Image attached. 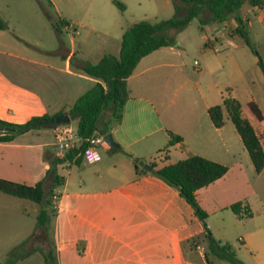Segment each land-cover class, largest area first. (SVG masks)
Here are the masks:
<instances>
[{"label": "rangeland", "instance_id": "obj_1", "mask_svg": "<svg viewBox=\"0 0 264 264\" xmlns=\"http://www.w3.org/2000/svg\"><path fill=\"white\" fill-rule=\"evenodd\" d=\"M116 1L123 5V9L115 5L113 0H0V16L6 22L7 30L11 31L8 32L9 35L21 45L28 44L26 46L28 49L58 50L61 49L59 36L53 27L54 20H49L47 13L54 17L58 15L68 21L71 25L69 29L71 31L77 29L84 38L86 33L79 27L82 24H94L97 28L114 31L116 28L113 24L116 22L127 28L140 21L159 22L171 19L175 15L173 0ZM49 3L53 7H50ZM251 8L252 6L246 1L241 7L240 14L246 18L245 25L250 42L264 62V5L259 7L263 10L261 17ZM212 28V25H209L201 30L199 20L194 18L182 32L175 34L169 32L175 37L173 49L177 54L170 56L161 52L158 56H162L163 59L157 63H168L172 66L157 68L136 80L156 104L160 121L167 128L164 132H155L148 140L131 146L130 150L134 152V157L127 155L122 149L112 150L102 136L98 147L100 160L102 156L108 155L107 151L114 152L113 156H107L105 160L111 168L105 171L104 179L96 178L94 176L96 166L89 164L73 165L70 168L64 167L63 171L59 170L58 175L68 181L67 195L63 194L57 202L50 197L51 206L46 207L50 215L49 238L57 264H173L170 255L171 234H175L177 239L180 264H230L216 258L209 250L205 231V226L209 229L208 225L215 236L219 235L223 238L221 241L223 244L233 246L236 258L242 264H264V252L255 250L246 235L252 223L264 227V201L255 208V219L244 222H240L229 207H223L222 211L212 216L213 213L209 211L208 213L198 203L209 216V219L201 221L194 215L193 209L180 196L177 189L165 186L163 181L152 173V177L162 183L169 196L171 207L162 215L156 213V221L140 215L141 222L149 223L155 232L159 231L160 247H146L140 250L139 254L137 250L130 249L129 244L126 246L128 242L122 239L113 241L112 236L108 237L101 254L98 253L93 248L96 244L91 242L92 239L87 234L88 230L83 229L90 219L95 218L93 209L88 207L90 209L87 210L90 214L88 220L81 218L79 214H74L72 210L76 204L74 194L92 192L100 188L101 182L114 187L122 184L123 177L128 181L134 180V165L140 166V163L149 167L154 166L156 170L162 164L168 163L165 153L170 139L169 134L189 136V142L193 144L192 132L198 129V126L194 128V123L201 124L203 131L206 130L204 120L210 124L204 108L206 102H215V104L218 102L217 105H221V98H234L241 103L244 117L250 114L247 105L252 101L264 110V75L258 66V58L245 45L243 39L235 35L236 27L233 21L230 20L220 27L215 26L214 31ZM62 32L66 38L68 32L61 28ZM213 32L217 34L216 36L220 38L225 36V38L215 45L216 52L204 53L202 38L211 39ZM75 37L79 39V36ZM116 43L114 33L109 40L95 37L88 47L78 48L80 53L77 58L80 56L88 57L90 61L95 60L99 48L107 47L106 50L111 52ZM195 63L203 66V76L195 71L199 68ZM213 85L218 94L217 101L206 98L208 90H211L208 87ZM134 92H137L135 88ZM228 123L231 125L229 119ZM71 124L74 125V122L72 121ZM117 124L113 122L111 129ZM242 151L241 165L234 168L220 185H212L207 188L208 190H204L206 192L203 196L210 197L208 205L210 208L246 201L251 195L255 172L248 170L249 156ZM244 155L247 165L244 162ZM171 160L174 162V159ZM58 188L60 191L63 190L62 186ZM115 198L120 200L113 204L116 211L112 213V217L107 213V216L102 218L101 225L105 229H120L138 224V219L130 214L126 216L125 209L119 205L124 198L120 195ZM198 198H201L200 194ZM64 202L69 206V211L65 213H63ZM60 204L63 210L54 208L55 205ZM37 209H39L38 205L31 201L0 192V264L44 263L40 251L46 252L48 245L42 229H37L39 214ZM33 235L35 237L31 242L25 244V241ZM164 238L167 239L166 242ZM242 240L246 241V245ZM84 241L91 246L85 251L83 245L87 243ZM195 246L198 248L196 249ZM33 249L37 251L29 257L23 260L16 259ZM134 252L135 261L129 262L130 254ZM201 253L204 256H201Z\"/></svg>", "mask_w": 264, "mask_h": 264}, {"label": "crops", "instance_id": "obj_2", "mask_svg": "<svg viewBox=\"0 0 264 264\" xmlns=\"http://www.w3.org/2000/svg\"><path fill=\"white\" fill-rule=\"evenodd\" d=\"M251 10L257 13L259 17L263 16V10L261 8L252 7ZM242 17L246 20L244 16ZM231 21H233V25L236 27L234 20ZM67 23L68 26L63 28V31L68 32L67 37L64 38L63 32L61 34L57 33L61 43V49L58 50L28 49L26 47L28 45L27 43H25L27 44L25 46L21 45V43H18V41L9 35L11 33L10 29L0 30V121L7 124L20 125L26 123L33 117L56 115L66 107L74 105L82 95L98 83V80L84 74L79 69L82 62L96 64L104 55H119L122 35L126 28L123 24L117 22L113 24L114 28H116L114 31L97 28L94 24H82L79 27L86 33V37L84 38L82 37V33L78 32L75 28L73 29V33L69 29L71 26L70 23L68 21ZM226 23L211 24L213 31L215 26L220 27ZM112 32L114 33V37H116L117 43L113 46L111 52H108L106 50L107 47H104L103 49L99 48V54L95 60L90 61L88 57L81 58L80 56L77 58V55L80 53L78 48L88 47L91 40L95 37L109 40L112 37ZM216 35L213 32L211 39L208 37L202 38L204 53L210 51L216 52L215 45L225 38V36L220 38ZM75 36H79V39H76ZM161 52H165L170 56L177 54L173 47H164L142 58L132 76L127 80L129 98L124 104L122 119L109 132L112 134L117 147L131 157L135 156L134 152L130 150L131 146L143 140H148L155 132H164L167 129L160 121L156 104L146 95L145 89L136 82L138 78L143 77V75L152 70L172 66V64L168 63H157L163 59L162 56H158ZM197 66L199 68H196L195 71L201 73L203 76V66L200 64ZM134 88L137 92H134ZM137 88L139 89L137 90ZM208 88L211 90H208L206 98L212 99V101L214 99L215 101L218 94L216 93L214 85ZM221 102L223 103L222 98ZM217 103L206 102L204 104L208 117V109L216 106ZM258 108L263 116L262 121H258L251 112L245 118L250 121L255 129L264 150V110L260 106ZM228 119V114L224 110V126L222 128H215L211 120L210 124L204 120L203 124L206 130L203 131L201 130V124L194 123V128L198 126V129L192 132L193 138L191 140L194 141L193 144H190L189 136L183 134L176 135L181 137L182 141L173 145H170L168 142L165 153L168 163L162 164L157 170L184 160L189 156L196 155L228 167V172L221 179L209 186L220 185L234 168L241 165V151L244 150L242 152H246L248 155L234 125L230 119L231 125H229ZM182 151L186 153L184 154ZM106 153L108 157L114 154L112 151H107ZM107 156H102L101 160L95 164H89V166H96L94 176L98 179H104L105 171L111 168L105 162L108 158ZM55 157L54 128L30 131L16 136L10 142H0V178L15 183L34 186L44 179L50 168V159ZM243 158L247 165L245 155ZM171 159H174V162H171ZM84 164L87 163L81 161L76 164L74 161L71 166H82ZM71 166L59 165L57 167V173H59L60 169L63 171L64 167L70 168ZM137 167L138 169L134 165V180L128 181L125 179L126 177H123L122 184L114 187L101 182L100 188L92 192H79L74 194L73 198L76 200V204L72 208L74 214H79L81 218L88 220L90 215L87 212V210H90L88 207H91L94 211L95 218L90 219L91 222L89 220L83 229L88 230L87 234L91 237V242L96 244L93 248L98 253L100 252V254L105 247V242L108 241V237L110 236H112L113 241L122 239L128 242L126 246L130 245V249L137 250V254L146 247H160L158 240L159 231L155 232L149 223L141 222L140 215L142 214L144 217L156 221L157 217L155 214L162 215L164 212L170 210L171 202L168 200L169 196L165 192L163 185H161L162 183H159V181L152 177V170L148 171L140 166ZM248 170L255 172L251 160ZM63 179V190L60 191L59 188L54 189V193L58 194V201L63 194L67 195L68 181L64 177ZM163 184L167 186L164 182ZM209 186L198 190L196 192V199L202 209L213 213L211 214L212 216L222 211L221 209L223 207H229L230 209L232 204L237 203L234 202L228 206L210 208L208 206L210 197L203 196L206 192L204 190H208L207 188ZM253 188L249 198L246 201H240L249 207L252 216L239 218L231 211L240 222H244V220L253 221L255 219V208L261 201H264V169L260 174L255 173ZM199 194L201 195L200 199L198 198ZM117 195L124 198L119 204L125 209L124 214L126 216L130 214L132 217H136L139 223L120 229H105L101 225L102 218L106 217L107 213L112 217V213L116 211L113 204L115 201H120L118 199L116 200L115 197ZM63 204L65 207L64 210L61 204L58 205L57 209H62L63 213L68 212V204H65V202ZM38 207L37 212L40 210L39 205ZM207 219H209L208 215ZM208 227L210 230V225ZM211 230L210 232L213 238L221 242L223 238L219 235L215 236L216 234ZM246 235L249 243H252L255 250L264 252V227H258L256 223H252V225H249ZM166 241L167 239L164 238V242ZM170 242L172 262L173 264H180V254L175 234H171ZM84 243L87 242L84 241ZM242 243L246 245L245 240H242ZM90 248L91 246L88 243L83 245L84 251ZM195 248L197 249L198 247L195 246ZM130 255L131 257L128 261H135V252ZM201 256H204V254L201 253Z\"/></svg>", "mask_w": 264, "mask_h": 264}, {"label": "trees", "instance_id": "obj_3", "mask_svg": "<svg viewBox=\"0 0 264 264\" xmlns=\"http://www.w3.org/2000/svg\"><path fill=\"white\" fill-rule=\"evenodd\" d=\"M246 1L252 7L264 5V0H173L175 11L173 18L159 22L144 20L125 29L118 56L104 55L96 64L81 63L79 69L84 74L98 80V83L82 95L74 105L66 107L54 116L33 117L20 125L0 121V126L12 127L16 130L15 133L0 132V142H10L16 136L30 131L55 128L54 122L56 119L64 115H68L71 122H74L76 132L83 140L98 135L105 136L110 132L112 123H119L122 119L124 104L129 98L127 80L134 73L138 63L142 58L156 50L173 47L175 37L173 34L170 35L169 32L174 34L182 32L194 18L199 20L201 30L211 24H222L234 20L236 23L234 33L243 39L245 45L258 58V66L264 75V62L251 44L245 19L240 14L241 7ZM113 3L123 9L121 3L116 0H113ZM49 6L52 5L49 3ZM47 17L49 20H54L53 27L58 34H61V28L68 26L67 21L61 20L57 15L54 17L52 14L47 13ZM7 28L6 22L0 16V30H6ZM248 108L258 121H262V113L254 102H250ZM224 110L241 138L255 173L260 174L264 169V150L255 129L250 121L243 116L241 103L234 98L227 97L223 99L222 105L209 108L208 115L215 128L224 126ZM181 141V137L170 135V145ZM85 147L86 144L83 143L79 150L68 154L65 159H58L57 157L50 159V168L46 176L34 186L0 178V192L31 201L40 206L37 229H42V233L45 235L44 239L48 245L46 252L40 251L44 259L43 264H57L49 238L50 215L46 211V207L51 206L50 197L53 196L54 189L64 183L63 177L57 173V167L66 160H72L74 155ZM111 149L114 151L120 150L118 147ZM81 161L83 159L79 157L75 160V163L78 164ZM136 169H138L137 165ZM227 172V166L196 155L189 156L158 170H154V166H152V173L167 186L177 189L180 196L193 209L194 215L201 221L206 220L207 214L200 208L196 200V192L221 179ZM230 209L239 218L252 216L249 207L242 202L232 204ZM205 231L209 242V250L216 258L225 260L230 264H242L236 258L232 245L215 240L206 226ZM34 237L35 235L27 239L25 244L28 245ZM36 251L33 249L16 259L23 260Z\"/></svg>", "mask_w": 264, "mask_h": 264}, {"label": "built area", "instance_id": "obj_4", "mask_svg": "<svg viewBox=\"0 0 264 264\" xmlns=\"http://www.w3.org/2000/svg\"><path fill=\"white\" fill-rule=\"evenodd\" d=\"M196 66L198 65L195 63ZM102 136H94L90 139L83 140L78 136L76 129L73 124H62L54 128V139L56 147V157L58 159H65L68 154L74 153L76 150H79L83 143L86 144V147L76 153L72 160L64 161L63 165L69 167L72 163L82 157L83 162L87 164H95L100 161V154L98 152V147L101 144ZM104 139V137H103ZM52 198L55 202L58 201V194L54 193ZM58 206L55 205L54 208Z\"/></svg>", "mask_w": 264, "mask_h": 264}, {"label": "water", "instance_id": "obj_5", "mask_svg": "<svg viewBox=\"0 0 264 264\" xmlns=\"http://www.w3.org/2000/svg\"><path fill=\"white\" fill-rule=\"evenodd\" d=\"M71 122L70 117L68 115L61 116L56 119L54 122V127L60 126L62 124H69ZM0 132H6V133H15L16 130L12 127H2L0 126ZM104 141L106 144H108L112 148H117V145L114 142V139L112 137L111 133H108L104 136ZM140 166L144 169L151 171L152 168L149 166H145L143 163H140Z\"/></svg>", "mask_w": 264, "mask_h": 264}]
</instances>
